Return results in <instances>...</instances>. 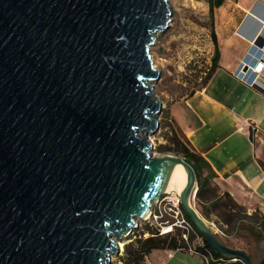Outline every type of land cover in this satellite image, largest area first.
Listing matches in <instances>:
<instances>
[{
    "label": "water",
    "instance_id": "1",
    "mask_svg": "<svg viewBox=\"0 0 264 264\" xmlns=\"http://www.w3.org/2000/svg\"><path fill=\"white\" fill-rule=\"evenodd\" d=\"M172 15L168 0H0V264H111L170 194L169 159L188 170L180 203L200 234L253 264L193 208L192 165L151 152L162 103L150 45Z\"/></svg>",
    "mask_w": 264,
    "mask_h": 264
},
{
    "label": "rangeland",
    "instance_id": "2",
    "mask_svg": "<svg viewBox=\"0 0 264 264\" xmlns=\"http://www.w3.org/2000/svg\"><path fill=\"white\" fill-rule=\"evenodd\" d=\"M168 1L173 13L170 26L164 33L158 34L154 43L150 45L153 65L161 72V77L153 83V89L162 103V111L157 115L159 126L155 133L149 135V140L152 143L151 152L156 156L173 155L184 159L183 155L173 151L172 132L168 124L172 123V117L175 118V107L200 87L212 65L215 45L211 38L212 19L208 0ZM231 3V0H225L224 5ZM214 24L216 26L215 17ZM257 25L254 21L251 29L259 31L261 27ZM208 173L209 170H205L204 174ZM224 192L222 185L212 180L208 185V192L204 193L201 200L196 196L192 203L209 223L219 240L229 247L247 252L252 255L254 264H259L264 258V205L259 203L250 207L242 205L243 208L238 209ZM171 195L170 193L168 196ZM168 196L162 203L155 202L153 207H150L151 211L155 209L156 213L161 214V218L157 219L151 215L149 219H137V227L123 238L124 248L112 256L111 264H126L123 260L126 256V245L138 237H149L150 232H160L169 228L171 231L165 234L189 229V232L187 231L189 246L198 249L202 245V238L188 226L180 209V201L168 200ZM199 201L209 209V218L203 216ZM212 202L218 203V206H209ZM236 211L240 215L239 220L233 225H227L224 219L229 218ZM188 248L175 251L169 258L167 252L154 253L151 259L154 264H162L163 261H166V264H204V258L191 254Z\"/></svg>",
    "mask_w": 264,
    "mask_h": 264
},
{
    "label": "crops",
    "instance_id": "3",
    "mask_svg": "<svg viewBox=\"0 0 264 264\" xmlns=\"http://www.w3.org/2000/svg\"><path fill=\"white\" fill-rule=\"evenodd\" d=\"M231 1L214 11L219 66L202 90L175 107L174 116L216 174L214 181L250 207L264 205V85L250 86L234 72L264 30V20L252 13L256 9L264 17V0ZM255 18L262 22L257 32L251 29ZM161 251L168 258L175 253L154 250L146 264H154L152 255Z\"/></svg>",
    "mask_w": 264,
    "mask_h": 264
},
{
    "label": "trees",
    "instance_id": "4",
    "mask_svg": "<svg viewBox=\"0 0 264 264\" xmlns=\"http://www.w3.org/2000/svg\"><path fill=\"white\" fill-rule=\"evenodd\" d=\"M209 7H210V14H211V38L215 45V51L212 58V65L208 69V72H206L205 77L203 78V81L201 82L200 87L197 90H202L210 78L212 77V74L219 66L220 61V50L218 46V38L216 34L215 24H214V11L215 8H219L224 5L225 0H208ZM197 90L193 91L191 94L195 93ZM190 94V95H191ZM171 118V117H170ZM171 122L168 126L171 128L172 137H171V143L173 144V151L183 155L185 161L192 165V167L195 169L197 179H198V191H197V198L198 200H201L204 193L208 192V185H210V182L216 178V174L212 170L211 166L208 164V162L201 156L200 153L196 151V149L193 147L191 142L189 141L188 137L184 133L183 129L181 128L178 121L172 117ZM253 136V131L251 129V137ZM205 170H209V173L207 175L204 174ZM224 195L230 199L232 204L237 207L238 209H242L243 206L239 204L232 195L225 191ZM201 205V212L204 217L209 218L210 212L209 209L206 208L203 204ZM211 207H217L218 203L212 202L209 204ZM209 207V208H211ZM180 209L183 212L184 218L187 222L190 223L193 231L202 238L203 245L198 247L200 251L203 253H211L214 258H223V262H215L212 261L211 264H244L240 260H233L234 257H231L229 255L221 254L216 252L208 243L206 238L200 234L196 226L191 220V217L184 211L181 203H180ZM239 213L237 211L230 215L229 218L224 219L225 223L227 225H233L237 220H239ZM187 233V231H182L178 233H167V234H160V232H150L149 237H138L135 241L129 243L126 245V256L123 257V260L126 264H146V258L154 251V250H184L189 247V242L184 238V234ZM190 239V238H189ZM192 239V238H191ZM221 241V240H220ZM223 244L226 245L223 241H221ZM228 246V245H227ZM249 255V254H248ZM253 264L254 259L252 255H249ZM204 264H206L204 262Z\"/></svg>",
    "mask_w": 264,
    "mask_h": 264
},
{
    "label": "built area",
    "instance_id": "5",
    "mask_svg": "<svg viewBox=\"0 0 264 264\" xmlns=\"http://www.w3.org/2000/svg\"><path fill=\"white\" fill-rule=\"evenodd\" d=\"M263 73H264V49L255 45V43L253 42V45L250 51L239 62V65L236 71L234 72V74L238 79L249 84L250 86H262L264 85ZM163 200L164 198L158 201L157 203H162ZM152 216L157 219L162 217L161 214L156 213L155 209H153L152 211ZM187 223H188V226L192 229L190 223L189 222ZM171 226H173V223L171 224ZM165 230L160 231V234H165L166 233ZM188 232L184 234V238L186 240H188ZM188 251L191 254H197V255L202 256L206 264H211L212 261H215L217 263L224 261L223 258H218V259L214 258V256L211 253L202 254V251H200L197 248L190 247V246L188 248ZM233 260L235 261L236 258H233Z\"/></svg>",
    "mask_w": 264,
    "mask_h": 264
},
{
    "label": "bare ground",
    "instance_id": "6",
    "mask_svg": "<svg viewBox=\"0 0 264 264\" xmlns=\"http://www.w3.org/2000/svg\"><path fill=\"white\" fill-rule=\"evenodd\" d=\"M263 31L264 30L262 28L258 33V35H262ZM149 141L151 142V140ZM159 172H160L161 182L165 184V190L168 193L172 194L171 196H168L167 199L168 200L175 199L176 201H180V196L188 183V170L185 167V165H183V163H181L180 161H174L169 159L161 164ZM192 205L193 208L197 212H199L193 203ZM151 215H152V211L150 207H147L142 218L149 219ZM165 231L169 232L171 231V228L166 229ZM124 245H125V239L119 240L118 242L119 251L123 250Z\"/></svg>",
    "mask_w": 264,
    "mask_h": 264
}]
</instances>
